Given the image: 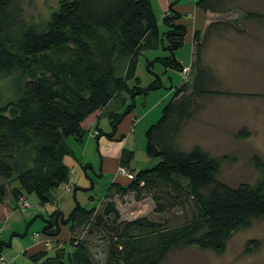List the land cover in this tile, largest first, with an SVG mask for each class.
<instances>
[{
	"label": "trees",
	"instance_id": "obj_1",
	"mask_svg": "<svg viewBox=\"0 0 264 264\" xmlns=\"http://www.w3.org/2000/svg\"><path fill=\"white\" fill-rule=\"evenodd\" d=\"M174 4H169L172 12ZM225 5L226 0H196L204 13L224 12ZM179 18L178 13L166 15L160 36L150 0H57L41 23L26 20L19 0H0V81L12 87L11 96L0 102V207L8 196L16 203L29 194L41 205L52 202L54 189L71 185L72 168L64 158L78 161L72 141L84 145L88 116L110 107L112 132L95 129L92 134L113 138L137 95L165 88L153 71L155 65L162 67V74H180L183 65H190L187 80L171 87L170 100L144 134L145 153L158 162L131 169L132 151L122 148L119 166L133 177L113 180L97 208L76 203L63 215L61 223L68 227V241L74 246L70 264H160L185 246L222 253L235 232L264 215V175L255 183L228 185L217 178L222 158L199 145L188 150L177 145L196 99L213 92L208 70L200 63L199 29L193 32L192 62L183 64L174 55L187 31L185 24L176 22ZM160 46L168 54L146 61L145 70L154 78L142 87L139 56ZM128 95L131 103L126 104ZM115 100H123L124 110L111 108ZM238 133L248 134L245 128ZM254 160L264 172V161ZM129 194L135 201L149 198L160 218H123L116 200ZM55 223L47 221L43 228L48 237L59 234ZM260 245L259 239H249L244 252L250 254ZM46 255L39 250L29 257L34 264H66L58 244L53 256Z\"/></svg>",
	"mask_w": 264,
	"mask_h": 264
},
{
	"label": "rangeland",
	"instance_id": "obj_2",
	"mask_svg": "<svg viewBox=\"0 0 264 264\" xmlns=\"http://www.w3.org/2000/svg\"><path fill=\"white\" fill-rule=\"evenodd\" d=\"M19 1L26 20L35 23L46 20L57 5V0ZM166 1L150 0L153 8L159 12L160 36L165 30L163 18L166 15L176 17L177 13L180 15L177 11H170ZM225 8L226 10L221 13L205 12L208 13L207 23L199 32V41L203 45L200 63L208 70L210 78L208 86L213 92L196 99L193 116L180 130L176 142L184 150L199 145L209 154L222 158L217 177L220 181L228 185H237L241 182L255 183L264 175L254 160V157H258L264 161V0H226ZM167 9L168 13H164ZM190 17L193 18L192 14ZM193 20L194 18L191 19L192 22ZM196 25L200 26L198 23ZM190 27L193 28L194 24L190 23L189 29ZM190 34L192 35L191 30ZM192 46L194 55L193 35ZM175 50L177 55L183 58L182 62L188 60L189 46H181ZM166 52L160 46L158 50H148L139 56L137 76L141 79L140 86L147 85L154 78L145 70L146 61L166 55ZM193 58L191 57L188 63L192 62ZM153 71L160 77L164 76L162 81L165 88L145 95L147 98L143 104L146 102L147 107L148 99L153 97L156 101L161 100L163 96H169L156 110L150 112L149 116L140 120L137 114L132 126L126 123V118L117 125V131L122 135L126 134L128 128L126 135L128 137L123 139L122 147L132 151L130 168L134 170L150 168L158 162V158H150L145 153V131L158 120L163 105L170 100L173 93L170 85L175 86L187 80L181 72L179 74L174 70H168L167 75L162 74V67L158 64L153 67ZM11 92L12 87L7 80L0 81V102L11 96ZM127 98L131 103L129 95ZM140 101L137 99L134 102L137 104L136 110L141 108ZM98 125L104 133L113 130L107 115L100 117ZM243 128L248 132L247 135L238 133ZM117 142L114 140L112 142L114 144H109L110 147L104 145L105 150L97 145L96 141L89 145L86 157L90 159L88 164L91 167L85 170L88 181L85 182L88 185L77 187L78 185L72 184L68 189L60 186L51 192L53 201L45 205L38 202L35 194H29L25 200L30 206L24 210L8 196L6 206L0 207V213H4L0 217V243L1 255L9 264H34L29 257V252L33 249L28 247L38 241L35 233L39 234V238L48 237L43 233L47 221L49 225L56 222L59 234L54 239L48 237L46 240L45 244L48 243L46 256L55 254L58 242L59 247H63L65 263L70 264L68 258L72 255L74 246L68 241L70 233L68 227L61 223L62 217L63 215L66 217L76 203L85 209L97 208L100 205L114 178L112 173L118 162L114 145ZM64 160L72 164L74 173L82 171L80 158L78 161L74 160L77 163L67 157ZM82 165L85 166L84 163ZM118 176L122 177L120 181L128 179L125 176ZM116 202L123 218L131 219L138 216L160 218L153 212V203L149 198L135 201L129 194L117 199ZM54 210L58 211V214L53 212ZM249 239H259L261 245L256 251L246 254L244 245ZM160 264H264V215L253 219L248 228L235 232L222 253L185 246L171 251Z\"/></svg>",
	"mask_w": 264,
	"mask_h": 264
},
{
	"label": "crops",
	"instance_id": "obj_3",
	"mask_svg": "<svg viewBox=\"0 0 264 264\" xmlns=\"http://www.w3.org/2000/svg\"><path fill=\"white\" fill-rule=\"evenodd\" d=\"M173 1H175L174 9L177 12H179V14L181 15V17L178 20H176V22L185 24L186 29H187V31H186L187 36L185 34L182 46L187 45V46H189V49H190V56H188V60L186 62H182L181 61L183 58H181L180 56L177 55V53H176L177 51L176 50H174V55H175L177 60H179L183 64H186V63H188V61L190 60V58L193 55V50H192V48H193V46H192V35H193V32L196 29L203 30V28L206 26V23H207L206 16L208 15V13H204L203 11H199V9L196 7V0H167L166 3L170 4ZM152 8H153V6H152ZM164 9H166V8H164ZM153 11H154V13H155V15H156V17L158 19L159 12L156 11V8H153ZM164 13H168V9L165 10ZM191 14H192V16L194 18L193 22L191 21V19H193V18L190 17ZM159 20L160 19H158V24H159ZM190 23L191 24L193 23L194 27L193 28L190 27V29H189V24ZM197 23H198V25L200 24V26L197 27V25H196ZM190 30L192 32V35L190 34ZM167 54L168 53L166 52V55ZM160 56H164V55H160ZM164 73H165V75H167L168 71H166ZM163 77H161V79ZM163 84H164V81H163ZM171 87H172V84L170 85V89L172 90ZM148 95H150V94H148ZM167 96H169V95H167ZM166 97L163 96L161 98V100H156V101H154L153 97H152L151 99H148V104H147V107H146V102H145V104H143V103H144L145 99L147 98V96H145V97L137 96L135 98V101L137 99L142 101V102L140 101L141 108L136 110L137 104H134V107H133L132 111L130 113H128L123 118L124 119L126 118V123L127 124L130 123V125L132 126L135 123L137 114H139L140 120L145 118L146 116H149L151 114L150 112H152L153 110H156L157 107H159L161 105V103L163 104V102L166 100ZM122 101L123 100H115V101H113L114 103L115 102L116 103L114 105V103L112 102V104L114 106L112 105L111 108L116 109L118 107V110H122L123 109V107H122V103L123 102ZM127 103H128V101L126 99V104ZM143 106H145L146 108H143ZM107 108L105 110L98 111V112L88 116L85 119L83 124H84V127L86 126L85 128L88 130V135H87L85 143H84V145L82 147L80 145L74 144V142L72 141V147H73V149L75 151L76 156L78 158H80L81 163H84L85 166H83V167L80 166V167H82V171L76 172V173L73 174V176L71 177V183H70L71 185L72 184H75L76 186L78 185L77 187L88 185V183L85 182V180L87 181V179H86V175L87 174H86L85 170L88 169L89 167H91L88 164L90 159L87 158L88 157L87 153H88V147H89L90 144L93 143V141H96L97 145L102 146V149H104V150H105V148H103V147H105L104 145H109L110 143L114 144V143H112L114 140L118 141L114 145V147H115V149H114L115 152L114 153L116 154V157H118V162H117V165L115 166L112 174L114 175L113 180L120 181V178H122V177L116 176V169L119 166V156H120V152H121V150L123 148L122 146H123V143H124L123 139L128 137V136H126L127 133H128V128H127L126 134H124V138L122 140H119V137L122 134H120L118 131H116L115 135L111 139H108L104 135H102V136H100L98 138H95L93 136V134H92L95 129L100 130L99 125H98L99 119H100V117L102 115H107V112H108ZM141 109H143V110H141ZM109 147H110V145H109ZM67 158L72 159L69 156ZM72 161H74V160L72 159ZM74 163H77V162L74 161ZM67 164L72 169L74 168V167H72V164H70V163H67ZM84 177H85V179H84ZM39 237H38V241L36 243L34 242V243H32V245L30 247H28V248L33 249L31 252H29V255L32 254V253H35V252H37L39 250H46V245L48 243L45 244V241L48 240V237L44 236L46 239L42 238V237L39 238ZM52 239H54V238H52ZM56 244H58V242ZM58 246H59V244H58ZM1 250H2V248H1Z\"/></svg>",
	"mask_w": 264,
	"mask_h": 264
},
{
	"label": "built area",
	"instance_id": "obj_4",
	"mask_svg": "<svg viewBox=\"0 0 264 264\" xmlns=\"http://www.w3.org/2000/svg\"><path fill=\"white\" fill-rule=\"evenodd\" d=\"M189 71H190V65L189 64L182 66L181 74L183 75V77L187 78ZM71 173H74L73 169H72ZM118 175L125 176L128 179H131L133 177L132 173L127 168H125L123 166H118V168L116 170V176H118ZM64 187H66V189H68L69 185L66 184V185H64ZM18 206H19V208L24 210V209H27L30 205L24 199L23 201L19 202ZM35 236L39 237V234L35 233ZM0 264H9V261H7L6 258L1 255V248H0Z\"/></svg>",
	"mask_w": 264,
	"mask_h": 264
},
{
	"label": "water",
	"instance_id": "obj_5",
	"mask_svg": "<svg viewBox=\"0 0 264 264\" xmlns=\"http://www.w3.org/2000/svg\"><path fill=\"white\" fill-rule=\"evenodd\" d=\"M77 188L74 189V191H76Z\"/></svg>",
	"mask_w": 264,
	"mask_h": 264
}]
</instances>
